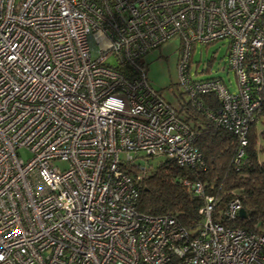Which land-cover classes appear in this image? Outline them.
I'll return each mask as SVG.
<instances>
[{"label":"built area","instance_id":"2783aa9c","mask_svg":"<svg viewBox=\"0 0 264 264\" xmlns=\"http://www.w3.org/2000/svg\"><path fill=\"white\" fill-rule=\"evenodd\" d=\"M173 36L188 103L236 136L238 162L264 103V0H0V264H264V232L213 220L219 197L198 180L180 179L204 198L192 232L137 210L147 167L135 158L203 165L196 131L140 59ZM220 39L235 91L188 72L193 46Z\"/></svg>","mask_w":264,"mask_h":264},{"label":"trees","instance_id":"16d2710c","mask_svg":"<svg viewBox=\"0 0 264 264\" xmlns=\"http://www.w3.org/2000/svg\"><path fill=\"white\" fill-rule=\"evenodd\" d=\"M200 97L212 111L219 109V101L213 94ZM177 111L178 114L184 113V121L196 131V145L202 154L203 165L190 168L166 159L155 167H147L142 178L136 181L137 210L148 215H171L188 232L196 230L203 221L198 210L204 204V198L181 184L180 179L187 177L200 181L204 194L219 197L213 208V220L264 232V161H260L257 155L260 148L258 138L264 137V129L257 130V135V124L250 125L244 154L236 162L239 144L233 133L214 124L188 100ZM256 116L257 122L264 119V103ZM127 169L132 176L139 171L136 167ZM233 199L239 200L245 216L236 214L228 220L222 211Z\"/></svg>","mask_w":264,"mask_h":264},{"label":"rangeland","instance_id":"374dc122","mask_svg":"<svg viewBox=\"0 0 264 264\" xmlns=\"http://www.w3.org/2000/svg\"><path fill=\"white\" fill-rule=\"evenodd\" d=\"M90 43L91 53L94 56L97 53L98 44L93 37ZM227 45L228 39H220L208 44L196 43L191 52L188 69L192 79L219 77L229 86V90L235 91V76L233 70L227 64ZM178 50L179 38L173 36L140 58L150 86L158 91L162 98L176 110H178L180 104L188 100V95L183 92V87L179 84L177 69ZM107 62L111 65L116 64L113 56L108 57ZM255 125L257 135H259L257 130L264 129V119L255 123ZM258 144L260 145V148L257 149L258 159L264 161V137L258 138ZM17 152L23 159L31 156L30 152L25 148H20ZM165 160L166 157L164 155L151 156L147 159L135 158L136 162L145 167H155ZM57 164L60 166L64 165L62 162Z\"/></svg>","mask_w":264,"mask_h":264},{"label":"water","instance_id":"95a60500","mask_svg":"<svg viewBox=\"0 0 264 264\" xmlns=\"http://www.w3.org/2000/svg\"><path fill=\"white\" fill-rule=\"evenodd\" d=\"M238 214H239V216L244 217V216H245V211H244V209H243V208H240L239 211H238Z\"/></svg>","mask_w":264,"mask_h":264}]
</instances>
